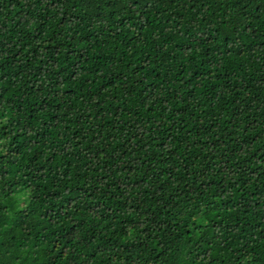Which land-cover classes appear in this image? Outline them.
<instances>
[{
	"label": "trees",
	"instance_id": "obj_1",
	"mask_svg": "<svg viewBox=\"0 0 264 264\" xmlns=\"http://www.w3.org/2000/svg\"><path fill=\"white\" fill-rule=\"evenodd\" d=\"M0 264H264V0H0Z\"/></svg>",
	"mask_w": 264,
	"mask_h": 264
}]
</instances>
